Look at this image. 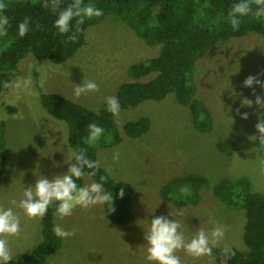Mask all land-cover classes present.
Returning <instances> with one entry per match:
<instances>
[{"label":"rangeland","instance_id":"374dc122","mask_svg":"<svg viewBox=\"0 0 264 264\" xmlns=\"http://www.w3.org/2000/svg\"><path fill=\"white\" fill-rule=\"evenodd\" d=\"M161 49L162 44L150 45L138 36L118 13L108 12L87 28L83 46L64 62L54 63L33 55L21 59L12 81L31 77L33 91L17 95L9 88L0 93V121L4 123L0 206L12 207L20 215L22 229L19 237L8 238L13 260L37 243L41 233L40 219H29L11 202L16 200L18 204L24 189L34 186L40 175L52 178L63 174L72 162L68 126L42 107L40 88L98 112L107 97H116L121 83L153 78L156 72L134 77L128 68L157 56ZM259 73H264V35L257 33L228 38L197 57L190 79L194 97L213 117L209 132L194 126L188 107L180 104L174 94L162 101L146 100L134 107L120 108L114 118L121 141L96 144V155L102 168L111 169V173L107 172L113 179L133 186V218L114 224L107 218L104 205L88 210L77 207L71 216L63 218L55 214V226L75 229L76 235L59 237L58 249L43 263L150 264L144 232L150 228L151 220L161 215L179 221L187 239L198 229L209 233L216 225L227 229L210 256L195 258L178 252L184 264H221V252L231 246L248 251L243 240L244 210L227 206L215 195L214 187L225 179L245 178L254 191L264 194V155L256 145L260 134L255 128L264 109L255 103L252 107L242 106L244 98L254 101L255 95L264 96L259 85L253 86L255 95L253 89L243 86L246 77ZM258 79L264 82V75ZM89 80L99 85V92L76 98V85ZM7 105L16 107V112L10 114ZM243 113H248V119L241 118ZM142 117L149 118V130L137 137L128 136L124 125ZM227 139L233 143L230 148L219 147ZM116 152L120 158L114 162ZM189 175L203 180L195 189L194 200L168 196L174 192V188L167 189L169 183ZM82 179L83 186L97 182L88 173ZM180 209L183 215H176Z\"/></svg>","mask_w":264,"mask_h":264},{"label":"trees","instance_id":"16d2710c","mask_svg":"<svg viewBox=\"0 0 264 264\" xmlns=\"http://www.w3.org/2000/svg\"><path fill=\"white\" fill-rule=\"evenodd\" d=\"M9 7L6 15L10 18L8 35L0 37V93L9 89L5 82H11L24 57L33 55L37 59H48L54 63H62L74 55L84 44L87 28L98 23L108 12L118 13L128 22L135 32L148 44H162L160 53L144 61L133 63L128 71L134 77L145 76L151 72L156 75L147 81L121 83L116 92L120 108L134 107L146 100L162 101L169 94H174L177 101L188 107L194 126L201 131H211L213 117L204 104L194 97V85L190 79V71L197 57L211 46L231 37H242L249 32L264 35V22L248 17L238 31H234L227 20L231 5L238 0H84L94 3L103 9L104 15L99 18L85 20L84 31L75 43H65L67 36H61L53 27L56 14L41 6L42 0H6ZM71 0H63L67 5ZM25 17L31 18V30L23 37L18 34V23ZM75 22L73 21V24ZM40 25L37 29L36 25ZM42 107L52 117L64 121L68 126V143L71 148H87V155L97 160L96 147L83 143L87 135L88 124L95 121L105 132L97 144L112 145L121 141L114 116L106 110L104 103L98 112L78 104L62 94L39 90ZM6 110L13 114L16 107L7 105ZM264 115V114H263ZM150 120L142 117L129 121L124 131L130 137H137L149 130ZM4 123L0 121V154L3 148ZM260 136V135H259ZM256 140L260 152L264 155V140ZM231 139H227L219 147L230 148ZM1 157V155H0ZM0 162V174L3 172ZM92 169H85L90 173ZM107 175L105 191L113 194V211L104 204L107 218L114 224H123L133 218L131 204L136 192L133 186L124 181L113 179L109 173L99 166L96 176ZM201 177L193 175L171 181L167 189L174 188L168 196H178L183 201L195 198V189L201 184ZM83 186V179L76 181ZM189 186L190 195L183 196L180 189ZM176 187V188H175ZM194 188V189H193ZM124 196L119 197L120 190ZM214 193L227 206L243 209L245 224L243 240L248 251L236 247H228L234 255L220 254L221 264H264V194L254 191L248 179H225L214 187ZM55 206L48 209L40 219L41 237L19 259L9 264H44V259L55 253L59 247V237L53 231L55 226Z\"/></svg>","mask_w":264,"mask_h":264},{"label":"clouds","instance_id":"9594fccd","mask_svg":"<svg viewBox=\"0 0 264 264\" xmlns=\"http://www.w3.org/2000/svg\"><path fill=\"white\" fill-rule=\"evenodd\" d=\"M41 6L56 14L53 27L61 36H67L65 43H75L83 33L85 20L99 18L104 15L103 9L97 7L94 3H85L84 0H71L67 5L63 0H42ZM9 4L6 0H0V37L8 35L11 26L10 18L6 15ZM254 18L264 22V0H238L231 5L227 14V20L234 31H238L244 21V18ZM73 21L75 22L73 24ZM31 18L25 17L18 23V34L20 37L25 36L31 30ZM40 29V25H36ZM257 76L249 75L243 81V86L253 89L254 85H259L264 89V82ZM31 77L17 78L15 81L5 82V88H11L14 93H31ZM43 79L40 84L43 87ZM99 85L95 81H85L81 85H76L73 94L76 98L89 93L99 92ZM253 103L261 109H264V96L255 95V100L244 98L242 106L252 107ZM106 110L113 116L120 113V103L115 96L106 98ZM239 113V109H237ZM242 119H248V113L241 114ZM88 131L83 143L88 146H95L100 138L104 135V128L99 126L95 121L87 126ZM259 132L260 140H264V115L258 117L255 125ZM119 152L113 154V161H118ZM70 160L67 171L63 174L56 175L52 178L40 175L34 186L24 189L23 197L11 203L17 205L26 217L29 219H42L48 212V209L55 206L56 214L63 218L73 214L74 209L80 207L88 210L96 205L108 204L113 211V194L105 191L104 184L108 180L107 175L100 176V182H92L85 186H80L76 181L84 175V170L92 169L90 176H96L99 169V161L90 159L87 155V148H78L70 150ZM111 173V169L107 170ZM183 196L190 195V187L183 186L180 189ZM124 196V190L121 189L119 197ZM176 215H183V210L177 211ZM181 224L177 220H169L167 216H156L150 222V228L144 232V239L147 241V261L150 264H184L181 257L177 254L183 251L189 256L199 258L210 256L213 246L217 245L224 237L227 231L223 225H216L211 232L204 229H198L196 233L187 239L181 230ZM20 215L12 207L4 208L0 206V264H9L13 260V254L9 247V237H19L21 234ZM53 231L57 237L67 239L76 235V230H65L60 225H56ZM225 254L234 255L231 249L225 248Z\"/></svg>","mask_w":264,"mask_h":264},{"label":"crops","instance_id":"0c3cea01","mask_svg":"<svg viewBox=\"0 0 264 264\" xmlns=\"http://www.w3.org/2000/svg\"><path fill=\"white\" fill-rule=\"evenodd\" d=\"M116 92H117V90H116Z\"/></svg>","mask_w":264,"mask_h":264}]
</instances>
